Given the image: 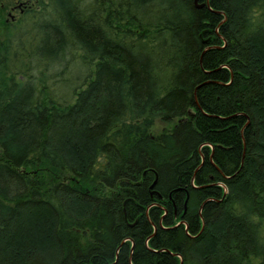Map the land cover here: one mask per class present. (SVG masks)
<instances>
[{
    "label": "trees",
    "instance_id": "trees-1",
    "mask_svg": "<svg viewBox=\"0 0 264 264\" xmlns=\"http://www.w3.org/2000/svg\"><path fill=\"white\" fill-rule=\"evenodd\" d=\"M38 1L20 54L94 70L40 98L0 44V264H264V0Z\"/></svg>",
    "mask_w": 264,
    "mask_h": 264
},
{
    "label": "rangeland",
    "instance_id": "rangeland-1",
    "mask_svg": "<svg viewBox=\"0 0 264 264\" xmlns=\"http://www.w3.org/2000/svg\"><path fill=\"white\" fill-rule=\"evenodd\" d=\"M38 0H0V44L9 40L12 46L11 59H14L21 67L14 68L18 71V79L22 81H31L40 98L45 95L51 96L61 103H69L74 99V92L82 83V80L88 77V74L94 70L93 64H84L80 59V52L72 50L66 52L61 59L56 62L41 63L37 65L34 61L38 57H25L20 54V48L23 51H36L42 47L41 43L44 37L42 28L38 25L41 20L33 24L28 20V15H24L23 9L40 8ZM43 54L49 55L50 50H41ZM39 53V52H38ZM15 54V56H14ZM22 57V58H21ZM13 64V62H11ZM24 64H26L24 66ZM171 123H162L156 121L152 127V132L169 129Z\"/></svg>",
    "mask_w": 264,
    "mask_h": 264
},
{
    "label": "water",
    "instance_id": "water-1",
    "mask_svg": "<svg viewBox=\"0 0 264 264\" xmlns=\"http://www.w3.org/2000/svg\"><path fill=\"white\" fill-rule=\"evenodd\" d=\"M195 1H197V0H195ZM203 5H204V3H202V4H199L198 6H199V7H202Z\"/></svg>",
    "mask_w": 264,
    "mask_h": 264
},
{
    "label": "flooded vegetation",
    "instance_id": "flooded-vegetation-1",
    "mask_svg": "<svg viewBox=\"0 0 264 264\" xmlns=\"http://www.w3.org/2000/svg\"><path fill=\"white\" fill-rule=\"evenodd\" d=\"M22 12V11H21Z\"/></svg>",
    "mask_w": 264,
    "mask_h": 264
}]
</instances>
